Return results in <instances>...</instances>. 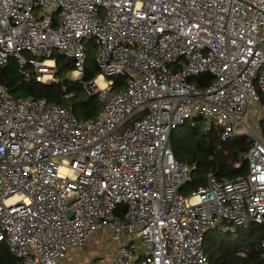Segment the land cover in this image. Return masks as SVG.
I'll use <instances>...</instances> for the list:
<instances>
[{
  "label": "built area",
  "instance_id": "built-area-1",
  "mask_svg": "<svg viewBox=\"0 0 264 264\" xmlns=\"http://www.w3.org/2000/svg\"><path fill=\"white\" fill-rule=\"evenodd\" d=\"M88 41L95 119L0 86V243L16 264H58L107 230L139 243L137 264H209L210 230L264 222V0H0V69L13 60L25 83L57 84L56 56L81 82ZM195 119L252 145L244 175L183 195L196 165L169 136ZM131 243L113 264H134Z\"/></svg>",
  "mask_w": 264,
  "mask_h": 264
},
{
  "label": "trees",
  "instance_id": "trees-1",
  "mask_svg": "<svg viewBox=\"0 0 264 264\" xmlns=\"http://www.w3.org/2000/svg\"><path fill=\"white\" fill-rule=\"evenodd\" d=\"M95 46L92 41L85 43L86 65L81 82L67 78L73 69L68 58L55 57L54 76L57 84L43 85L25 83L12 60L0 69V86L13 98L46 99L62 108H70L78 120L95 119L101 112V105L95 96L85 91L83 84L92 81L99 74L95 61ZM115 89H123V79L112 78ZM197 88L211 83V78L201 75L191 79ZM260 135L264 141V122H260ZM252 141L246 137L224 139L212 124L201 119L174 129L169 136V146L176 161L195 164L192 182L180 189L183 195L205 186L209 177L218 181L233 179L247 172L246 156ZM239 165V167H236ZM205 256L209 264H264V222L247 224L235 229L214 228L207 234L204 242ZM139 257L136 261L140 260ZM7 246L0 243V264H16Z\"/></svg>",
  "mask_w": 264,
  "mask_h": 264
},
{
  "label": "crops",
  "instance_id": "crops-1",
  "mask_svg": "<svg viewBox=\"0 0 264 264\" xmlns=\"http://www.w3.org/2000/svg\"><path fill=\"white\" fill-rule=\"evenodd\" d=\"M236 167H239V165ZM85 243L80 247L71 248L66 256L58 262V264H88L90 262L95 264H113L119 246L121 244L129 245L131 242L128 237L122 236L120 242H113L114 244L116 243L115 245H101L98 249L100 254L94 256L91 254V252H86L85 248H83ZM133 243L134 242L131 244ZM135 243L138 245H135L137 246V251L134 264H137L136 260L140 257V245L138 242Z\"/></svg>",
  "mask_w": 264,
  "mask_h": 264
},
{
  "label": "rangeland",
  "instance_id": "rangeland-1",
  "mask_svg": "<svg viewBox=\"0 0 264 264\" xmlns=\"http://www.w3.org/2000/svg\"><path fill=\"white\" fill-rule=\"evenodd\" d=\"M259 117V114H258ZM257 117V120H258ZM259 122V120H258ZM111 233L107 230H98L94 232L86 241L85 245L83 248H85L86 252H91V254L94 255H99V248L101 245H115L113 241L111 240ZM134 245H138L135 242L133 243ZM100 261V260H99Z\"/></svg>",
  "mask_w": 264,
  "mask_h": 264
},
{
  "label": "water",
  "instance_id": "water-1",
  "mask_svg": "<svg viewBox=\"0 0 264 264\" xmlns=\"http://www.w3.org/2000/svg\"><path fill=\"white\" fill-rule=\"evenodd\" d=\"M67 60H68V62H69L70 64H72V58H68ZM258 120H259V122H264V112H260V113H259Z\"/></svg>",
  "mask_w": 264,
  "mask_h": 264
}]
</instances>
